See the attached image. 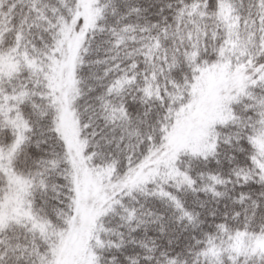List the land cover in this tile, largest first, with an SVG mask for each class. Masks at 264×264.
<instances>
[{
  "label": "snow or ice",
  "instance_id": "6c2138e0",
  "mask_svg": "<svg viewBox=\"0 0 264 264\" xmlns=\"http://www.w3.org/2000/svg\"><path fill=\"white\" fill-rule=\"evenodd\" d=\"M0 264H264V0H0Z\"/></svg>",
  "mask_w": 264,
  "mask_h": 264
}]
</instances>
